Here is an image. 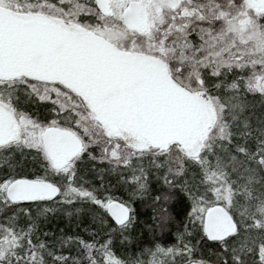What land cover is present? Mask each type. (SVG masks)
Returning <instances> with one entry per match:
<instances>
[{"label": "snow or ice", "instance_id": "obj_1", "mask_svg": "<svg viewBox=\"0 0 264 264\" xmlns=\"http://www.w3.org/2000/svg\"><path fill=\"white\" fill-rule=\"evenodd\" d=\"M0 264H264V0H0Z\"/></svg>", "mask_w": 264, "mask_h": 264}]
</instances>
